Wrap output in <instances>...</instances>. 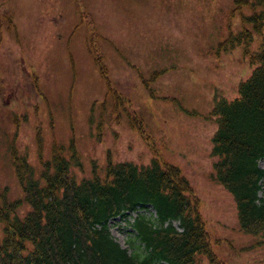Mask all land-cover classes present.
I'll list each match as a JSON object with an SVG mask.
<instances>
[{
  "label": "rangeland",
  "instance_id": "rangeland-1",
  "mask_svg": "<svg viewBox=\"0 0 264 264\" xmlns=\"http://www.w3.org/2000/svg\"><path fill=\"white\" fill-rule=\"evenodd\" d=\"M81 9L89 11L95 33ZM253 14L236 0H0V191L23 196L13 146L38 168V124L47 158L53 140L75 144L83 161V171L74 169L79 179L91 177L95 164L103 175L109 158L142 165L156 153L180 168L198 194L217 258L264 264L262 238L240 230L233 195L211 178L218 124L210 112L216 96L239 95L254 69L245 48L249 40L257 51L264 34L255 30ZM94 49L125 97L120 103L109 94ZM27 210L24 204L18 212ZM152 211L110 220L112 236L130 253L139 243L134 218ZM201 257L202 264H217Z\"/></svg>",
  "mask_w": 264,
  "mask_h": 264
},
{
  "label": "trees",
  "instance_id": "trees-1",
  "mask_svg": "<svg viewBox=\"0 0 264 264\" xmlns=\"http://www.w3.org/2000/svg\"><path fill=\"white\" fill-rule=\"evenodd\" d=\"M237 3L254 11V28L263 34L264 0ZM246 53L254 65L252 74L240 84L237 97L218 99L210 112L218 123L212 178L234 196L241 229L264 241V198L259 195L264 182V38L252 54L248 44ZM96 61L107 77L99 55ZM63 151L55 147L39 177L25 159L18 165L30 209L20 218V202L0 207L5 224L0 264H201V256L220 263L200 198L180 168L158 156L147 165L109 161L104 175L95 171L79 181L71 170L82 166L78 153L66 158ZM145 207H152L156 217L138 213L134 218L139 243L131 254L113 238L108 223Z\"/></svg>",
  "mask_w": 264,
  "mask_h": 264
}]
</instances>
